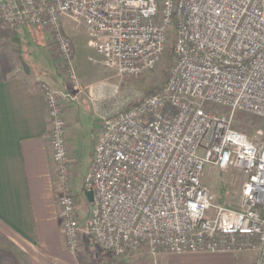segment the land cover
I'll return each mask as SVG.
<instances>
[{
	"label": "built area",
	"instance_id": "1",
	"mask_svg": "<svg viewBox=\"0 0 264 264\" xmlns=\"http://www.w3.org/2000/svg\"><path fill=\"white\" fill-rule=\"evenodd\" d=\"M85 28L100 62L119 76L154 69L172 44L162 91L123 101L101 117L84 190L93 191L87 230L104 249L256 252L264 264V134L235 126L264 120V0H0V26L50 29L71 84L42 83L67 246L84 231L72 185L63 100L82 87L65 22ZM82 25L83 27H81ZM243 175L238 205L222 202L206 166Z\"/></svg>",
	"mask_w": 264,
	"mask_h": 264
},
{
	"label": "crops",
	"instance_id": "2",
	"mask_svg": "<svg viewBox=\"0 0 264 264\" xmlns=\"http://www.w3.org/2000/svg\"><path fill=\"white\" fill-rule=\"evenodd\" d=\"M35 59L36 70L26 63L16 64L8 77L0 80V264H6L3 256L6 253L2 250L5 243L21 250L27 264H74L59 216L60 185L52 158L42 87L47 82L62 90L66 82L57 76L54 57L48 49ZM49 75L51 78L47 79ZM84 96L82 92L78 98ZM63 104L70 165L74 169L79 164L78 151H89L87 175L99 130L90 142H82L79 119L73 108L76 103L64 99ZM246 256L244 251H162L157 261L159 264H249Z\"/></svg>",
	"mask_w": 264,
	"mask_h": 264
},
{
	"label": "rangeland",
	"instance_id": "3",
	"mask_svg": "<svg viewBox=\"0 0 264 264\" xmlns=\"http://www.w3.org/2000/svg\"><path fill=\"white\" fill-rule=\"evenodd\" d=\"M80 26L83 27L82 25ZM12 29L14 30L13 34L18 35V39H14L13 34H10L11 36L0 35V50L9 51L15 65L25 66L27 64L34 71L38 68L35 58L37 56L41 57L44 49H48L54 57V67L57 76L61 81L66 82L65 88H62L70 87L68 74L60 55L61 50L51 30L34 25ZM84 29L78 28L75 24L68 21L63 24V30L70 38L75 49L72 63L78 71L82 87L79 95L82 92L85 93L84 97H77L76 102L75 100L69 101L76 103L73 104V108H75L79 119L82 142L84 140L85 142H90L100 130L103 114L116 109L119 105L121 106L123 101L136 102L139 97L159 91L161 88L164 89L171 72L173 53L172 44H170L154 69L137 76H119L100 62H93L90 59L91 56L95 57L94 49L89 45L86 30ZM19 54H22L23 58ZM51 64L52 62L50 61V66ZM50 75L46 78H51ZM235 126L245 131L249 136H253L256 128H261L264 132V120L247 114H237ZM262 137H264V134ZM76 158L79 164L74 168L75 171L71 167L72 185L78 197L77 214L84 231H82L81 242L76 249L71 250L67 246L74 258V264H153L154 257L146 248H140L129 255H119L114 251L101 247L98 241L86 232L92 210V203L87 199L83 191V184L89 165V151H78ZM73 175H75L74 182ZM203 178L222 202L233 206L238 205L240 188L244 179L239 171L234 169L220 170L207 165ZM222 188H224V192H221ZM2 250L6 253L3 255L6 264H27L25 254L18 248L5 243ZM243 251L247 254L246 257L249 264H254L256 252L252 250Z\"/></svg>",
	"mask_w": 264,
	"mask_h": 264
},
{
	"label": "trees",
	"instance_id": "4",
	"mask_svg": "<svg viewBox=\"0 0 264 264\" xmlns=\"http://www.w3.org/2000/svg\"><path fill=\"white\" fill-rule=\"evenodd\" d=\"M13 31L12 28H2L0 26V35H10L13 34ZM12 36L14 39H18L17 35L13 34ZM14 66V59L11 53L9 51L0 50V80L6 79L8 73L14 68ZM159 91H162V88ZM221 192H224V188L221 189Z\"/></svg>",
	"mask_w": 264,
	"mask_h": 264
},
{
	"label": "water",
	"instance_id": "5",
	"mask_svg": "<svg viewBox=\"0 0 264 264\" xmlns=\"http://www.w3.org/2000/svg\"><path fill=\"white\" fill-rule=\"evenodd\" d=\"M85 195H86V197H87V199L90 201V202H92L93 201V191H91V190H87L86 192H85Z\"/></svg>",
	"mask_w": 264,
	"mask_h": 264
}]
</instances>
